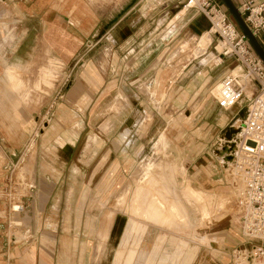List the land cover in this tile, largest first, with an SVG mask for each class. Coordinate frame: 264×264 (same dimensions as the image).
<instances>
[{
    "label": "rangeland",
    "instance_id": "obj_1",
    "mask_svg": "<svg viewBox=\"0 0 264 264\" xmlns=\"http://www.w3.org/2000/svg\"><path fill=\"white\" fill-rule=\"evenodd\" d=\"M218 2L225 10L224 2L222 0H218ZM186 3L187 0H94L97 10L100 11L98 26H103L102 28L106 29L111 26L116 27L104 38L103 43L91 51H88V45L82 48L80 52L82 59L77 65L74 75L85 69L89 61H94L95 66L104 76L103 84L98 88L99 91L107 90L109 86H112L108 89L113 90L111 98L124 95L125 97L117 99V102L129 103L125 118L131 122L140 123L137 132L143 138L137 141L134 140L137 136L134 137L132 144H129L128 152L134 154L135 151H138L136 147L140 148L141 145L144 146V149L139 155L137 154V159H128V171L121 178L123 190L111 192L86 190L88 184L94 182L102 183L104 186L111 182L110 174L93 175L95 161L93 156L98 147L97 140H99V136L104 137L103 132L95 127L93 118L96 116L95 118L102 120L106 111H99L93 117L90 111L81 112L80 116H77L80 122L79 127H73L61 120L56 104L50 107L51 92L61 82V79L57 78L59 64L48 62V66L53 69L52 84H48L49 86L43 84L42 89L36 88V84H34L38 78L26 77L24 75L31 74L20 70L19 74L30 91L29 96L26 95L28 99L24 100V103L28 106L42 105L43 110L40 111L39 108L32 110L28 123H25L24 130L26 132L23 130V133L27 134V128L30 129L29 127L36 124L35 129H30L33 137H36L34 139L31 137V140L26 143L11 144V151L17 150L13 157L8 158L5 153L10 149V144L0 143V218L2 235L6 237L9 234L11 244L28 238L32 232L31 225L35 226L36 231L39 232L37 236L42 233V230L49 229L50 224L46 222L32 224L29 221L26 222L32 218L35 220L37 215L48 217L50 214L62 215L73 211L82 213L83 208H85V212L91 211L92 213L91 208L85 204L88 205L89 202L98 200L97 205L104 206V201L107 200L106 209H109L107 214L111 218H114L115 214L119 212L124 215H122L124 218H126L125 215L128 216L129 224L132 222L130 231L153 232L152 237L146 239L143 245L146 250L147 247H151L157 235L162 231L165 232L169 226H178L177 231L185 230V226L187 230L190 227L192 231L199 230L196 227L197 224L194 223L169 222L175 220L176 217L181 220L187 219L188 215L196 219L202 220L203 218L213 221L205 226L208 236L200 235L201 237L199 236L191 242L192 245L186 244L183 239L179 240L181 246L187 247L185 254L196 253L194 259H199L202 253L205 254L210 248L212 251L214 250L215 245L211 239H214L216 229H219L221 224H223L224 236L228 239L230 236L238 239L237 243L232 245L231 253L224 255L231 264H235L233 250L236 247L255 245V242L248 241L242 233L237 211L239 183L238 179L233 176V164L221 157V153L225 149L222 146H232V144H228L229 139L236 137L237 132L242 131V120L246 117L247 107H242L240 111L222 110L220 112L216 101L219 96L217 88L219 83L217 82L221 71L239 65L241 62L234 56L226 58V56L220 55V52L226 47L223 42L225 38L216 30L214 31L212 22L202 11H198L196 8L191 9L199 12L200 26H184L190 17L189 12H183ZM135 6L140 10L134 9L125 16L126 11ZM139 12L145 14L142 21H139L141 16ZM227 13L237 30L245 34L240 30L241 27L232 14L228 11ZM151 26L159 27V30L154 33L155 40L151 42V38L147 41L148 43L145 42L148 45L140 47L143 44L140 43L142 37L149 39L152 34L149 32L141 34L142 32L139 31H145V28L148 29ZM125 27L128 29L125 30ZM142 28L144 29L142 30ZM205 34L209 37V43L207 48L205 47L206 49L201 46L202 51H200L199 40ZM124 39L127 41L125 42ZM257 39L264 47L262 42L264 39L261 37H257ZM248 43L255 51L249 39ZM104 45H108V48L102 54ZM132 47L135 49L132 54L138 57L137 62L140 61L139 63L127 62ZM156 57H158L157 60H155ZM129 58L131 59V57ZM188 63H190L188 70H191L189 72L191 75L186 81L192 79L193 82L198 83L197 87L193 89L194 94L190 95L182 94L180 87L175 83V79ZM70 68L65 66L63 70L65 72ZM207 75H213L214 79L200 89V85ZM73 82L74 78L72 77H68L64 81L63 93ZM173 83L175 84L172 86ZM31 90L41 91L43 94H30ZM248 92L249 95L252 94L251 91ZM93 93L95 92L93 91ZM98 94L96 96L100 97L101 92ZM111 98L106 100L109 101ZM236 112H238V118L231 125L234 123L236 127L240 128L230 138L226 137V133L230 131L231 125L224 126L222 132L216 133V138L209 143L206 149L198 150L194 141L187 142L188 135L209 133L210 125L215 126L221 123V114L222 120H227L228 118L232 119ZM153 122L154 126L152 127ZM100 129L104 130L103 127ZM72 130L77 131L75 145L67 144L62 147L54 141L55 137L63 136ZM117 131L120 133L122 130ZM162 133L166 137L159 140ZM96 134L97 136H95ZM37 153L44 158L37 159ZM176 157H180L182 160H178ZM210 160L213 165L217 166V169L222 171L225 181L228 179L231 184L228 187L229 190L222 194L223 200L217 199L215 193L200 188L201 186L197 182L190 181L192 176L189 174L197 168L196 164L201 165L204 161ZM41 164L47 166L51 171L54 170L59 182L58 187L48 193L47 201L42 198L39 192L41 182L37 172ZM76 169H78V173L75 172ZM118 185L119 183L116 186ZM82 198L85 199L84 206L71 207L75 200ZM55 201H57V207L53 206ZM15 204L22 206V209L15 211L13 209ZM102 211V208L97 207V215ZM16 220L19 222L16 223ZM153 221L158 222L153 224ZM84 230L87 229L83 228L81 224L79 231ZM48 234L52 236V232ZM168 235L163 245L166 249H161L165 253L168 250L167 246L174 243L173 236L175 234L169 231ZM176 235L179 236V234ZM79 241L81 244L84 241L90 242L91 248L94 245L92 252H95V257L102 253H99L98 248L96 249L97 244L101 242L100 237L96 236L95 240L82 238ZM141 242L142 238H134L129 241V246L127 245L129 264L134 260L136 246ZM117 243V239L111 241L108 253L114 252L113 249L116 248ZM100 249L103 251L104 247L101 246ZM102 255L95 259L99 264ZM184 259L183 256V262ZM157 260L156 264H161V259Z\"/></svg>",
    "mask_w": 264,
    "mask_h": 264
},
{
    "label": "crops",
    "instance_id": "obj_2",
    "mask_svg": "<svg viewBox=\"0 0 264 264\" xmlns=\"http://www.w3.org/2000/svg\"><path fill=\"white\" fill-rule=\"evenodd\" d=\"M233 1L240 7L244 2L249 0ZM253 1L264 2V0ZM224 5L225 4H223V7L225 8ZM184 7L185 9H183V12H189L188 15L190 16L184 26H200L199 22L201 21V16L198 14L199 12L191 10V8L186 5ZM134 9L138 8H136V6L131 7L126 11L125 16ZM139 10L140 8L138 11ZM225 10L229 12L227 7ZM99 12L97 6L94 4V0H0V143L10 144V149L5 151V153L8 158L13 157L17 150L14 149V151H11V144L26 143L33 137L30 129H35V127H37L36 124L29 127L30 129L27 128V134L23 133L24 127L26 126L25 123H28L32 110L38 108L40 111L43 110L42 105L28 106L24 103V100L27 101V96H29L28 93L30 91L29 88L26 87L24 79L19 74L20 70H25L27 73L29 72L31 74L24 75L26 77L38 78L34 84H36V88L42 89L43 84L46 86L52 84L53 69L51 66H48V62H50V64H59V76H57V78L59 77L58 79H61V82L59 83L60 85L57 84V88L51 92L50 107L55 104L57 105L56 109L61 115V120L73 127H79L78 125L80 122L77 117L80 116L79 113L90 111L93 117L95 113L98 114L99 111H106L102 120H100V118H95L96 116L93 118L95 127L102 131V135L104 136H99V140H97L98 147L95 149L93 156L95 159L93 175L110 174L109 180H111V182L106 183L107 185L105 186L102 183L94 182L88 184L86 190L94 192L99 190L111 192L123 190L121 178L122 175L128 171V159H137L136 156L140 154L144 146L141 145L140 148L137 146L136 148L138 151H135L134 154L128 152V148L130 147L129 144H132L134 137L137 136V138L134 139L137 141L143 138V136L137 132L140 123L136 121L131 122L127 120L128 118H125V112L128 109L127 106L129 103L117 102V99L120 100L121 97H125L124 95H117L118 97L114 96L111 98L110 96L113 90L108 89L112 88V86H109L107 90L104 89L99 91L98 88L102 86L104 76H102L100 69L95 66L96 63L94 64V61H89L87 63L88 66L80 71V74L74 75L76 67L80 64L82 59L80 57L82 48L88 45V51H91L93 48L103 43L104 38L116 27L111 26L106 29L105 27L102 28L103 26H98ZM139 14L141 15L139 21H142L145 14L143 12H139ZM127 29L128 28L125 27V30ZM143 29L144 28H142V30ZM157 30H159L158 26H151L148 29L145 28V31H139L142 32L141 34L147 32L152 34L149 39L145 37L141 39L140 37V43H143L140 47L145 46V42L151 38V42L154 41V33ZM138 36L137 38H139ZM124 41L126 42L127 39H124ZM103 48L102 54L105 52L106 48H108V45H104ZM134 50L135 49L132 47L129 52L130 56L127 57V60H129L127 62H132V64H134V62H140H137L138 57L133 56L134 54L132 53H134ZM221 53L222 52H220V55ZM129 57H131V59ZM157 58L158 57H156L155 60H157ZM65 66L71 68L64 72L63 69ZM189 66L190 63L184 67L182 72L175 79V83L180 87L181 93H187L188 95L194 94L193 89L198 85V83L196 84L192 79L186 81L191 75V73L189 74L191 70H188ZM239 66L243 69L241 63L229 67L225 71L223 69L218 77L219 81L217 83H220L227 73L233 72L231 70ZM68 77L74 78V82L68 87L65 93H63V84ZM213 79V75H207L202 85H200V89L207 86ZM57 80L56 82H58ZM175 83H173L172 86ZM93 91L95 93H93ZM99 92H101V96L97 97L96 95ZM32 93L33 95L43 94V92L36 90H31L30 94ZM107 98L111 99L107 101ZM46 103L48 104L47 98ZM242 107H247L245 115L247 117V100H244L242 103L240 102L232 109L219 108L220 112H222V110L240 111ZM237 115L238 112H236V115L233 116L232 119L228 118L227 120H222L221 114V123L215 126L210 125L211 129L209 133L188 135L187 142L192 143L194 141L196 145H199H195L198 150L206 149L209 143L216 138V133L219 131L222 132L224 126L227 127L230 126L232 122H236L238 118ZM246 117H244L242 123L245 121ZM153 126L154 122L152 123V127ZM102 127L104 130L100 129ZM119 129L120 131L122 130L120 133L117 131ZM76 134L77 131L72 130V132H67L63 136L60 135L58 138L55 137L54 141L58 142L62 147L67 144L75 145ZM95 136H97V134ZM130 136H132V138H130ZM35 137L36 136H34L33 139ZM162 137H166V135L162 133L159 140ZM101 143L102 146H100ZM222 147L228 149L226 145ZM221 157L227 160L230 158V155L227 156L224 149L221 153ZM36 158H40L41 160L44 156H39L37 153ZM176 158L182 160L180 157ZM218 159L220 160V157ZM182 164H184L183 161ZM196 166L197 168L189 174L192 176L191 179L189 178L190 181L197 182L201 186L200 188L215 193L217 199L223 200L222 194L229 190L228 187L231 186L230 181L228 179L225 181L224 174L221 170L217 169V166L212 164L211 160L207 162L204 161L201 165L196 164ZM75 172L78 173V169H76ZM37 173L41 182L39 188L40 195L47 201L50 190L56 189L59 185L57 173H55L54 170H49L47 166H43L42 164ZM118 183L119 185L116 186ZM84 201L85 199L83 198L81 200H75V203H73L71 207L84 206ZM97 201L98 200H93V203L89 202L88 205L85 204V206L91 208L90 210H92V213L91 211L85 212V208H83L82 213H78V211L74 213L73 211L72 213L62 215L50 214L48 217L45 215H37L35 220H33V218L27 220L26 222L29 221L30 224L46 222L50 224V227L44 231L42 230V233L37 236L39 232L36 231L35 226L32 227L31 225L32 232L30 236L16 244H11L9 234L6 237L2 235V221L0 218V264H99L95 259H98L101 254L103 255L100 264H129L127 259V245L129 246V241L134 238H142V242L140 245L136 246V254L134 260L130 264H156V261H158L157 259H161V264H182L183 256L185 257L183 264H231L230 260L225 258L224 255L231 253V247L237 243L238 239L232 236H230L231 239H228L224 236L223 224H221L219 229H216L213 236L214 239L209 237L215 245L213 248L214 254H212L213 251L212 248H210L205 254H203V252L199 259H194L196 253L193 255L190 253L185 254L187 247L181 246L179 240L183 239L186 244L192 245L191 242L195 241L194 239H197L200 235H207L205 226L208 223H213V221L204 220L203 218L202 220L199 218L196 219L191 215L186 216L188 220L177 219V217L174 218L175 220H168L169 222L178 224L194 223L197 224L196 227L199 230L192 231L191 227L187 230L185 226V230L177 231L178 226H169L165 232L162 231V233L157 235L151 247H147L146 250L143 248V245L146 239L152 237L153 232L139 230L130 231L129 228L132 222L129 224L127 215H125L126 218H124L122 213L117 212L118 214L116 213L114 218H111V216L107 214L109 210L106 209L107 200L104 201V206H98ZM57 205V201H55L53 206L57 207ZM97 207L102 208L104 213L102 211V213L97 215ZM18 222L19 221L16 220V223ZM155 222L158 221H153V224ZM81 224L82 227L87 230L80 232L79 228ZM48 230L52 232V236L48 234L51 233ZM169 231L175 234L173 236L174 243L173 245L170 244L167 246L168 250L165 253L162 252L161 249H166L163 245L169 236ZM176 234H179V236ZM96 236L101 238V242L97 244L98 247H96V249L98 248L99 253H102L100 256L97 254L95 257V252H92L94 245H92L93 247L91 248L90 242L84 241L83 244H81L79 240L82 238L85 240H95ZM114 239L118 240L116 248L113 249V253H108L109 245ZM101 246L104 247L103 251L100 249Z\"/></svg>",
    "mask_w": 264,
    "mask_h": 264
},
{
    "label": "built area",
    "instance_id": "obj_3",
    "mask_svg": "<svg viewBox=\"0 0 264 264\" xmlns=\"http://www.w3.org/2000/svg\"><path fill=\"white\" fill-rule=\"evenodd\" d=\"M187 5L202 11L213 27H217L216 31L228 40L229 44L221 54L234 56L244 67L239 73L230 72L222 79L217 101L223 109H232L240 102L248 101L240 154L232 160V171L239 183L237 211L242 233L255 245L236 247L233 256L235 264H264V62L251 49L246 35L237 30L218 0H187ZM239 9L254 34L264 39V2L249 0ZM216 17L219 18L214 20Z\"/></svg>",
    "mask_w": 264,
    "mask_h": 264
},
{
    "label": "water",
    "instance_id": "obj_4",
    "mask_svg": "<svg viewBox=\"0 0 264 264\" xmlns=\"http://www.w3.org/2000/svg\"><path fill=\"white\" fill-rule=\"evenodd\" d=\"M229 10V12L232 14V16L236 19L238 25L241 27V29L245 32L246 36L250 40L252 46L254 47L257 55L262 59L264 62V47L261 45L259 40L257 39L256 35L250 28V26L247 24V22L244 19L243 14L241 13L239 7L234 3L233 0H222ZM237 132L233 127L226 133V137L230 138L233 133Z\"/></svg>",
    "mask_w": 264,
    "mask_h": 264
},
{
    "label": "bare ground",
    "instance_id": "obj_5",
    "mask_svg": "<svg viewBox=\"0 0 264 264\" xmlns=\"http://www.w3.org/2000/svg\"><path fill=\"white\" fill-rule=\"evenodd\" d=\"M187 7H189V5H187ZM187 7H186V8H187ZM187 9H188V8H187ZM218 18H219V17H216V18H214V20H217ZM213 29H214V31L216 30L215 27H213ZM209 36H210V35H209ZM200 38H201V39L199 40V44H198V46H199L200 51H202V47H203V48H205V47L207 48V45H208V43H209V37L207 36V34H205L203 37H200ZM223 42L225 43V46H227V45L229 44V42H228L227 39L223 40ZM204 43H205V44H204ZM201 46H202V47H201ZM206 48H205V49H206ZM240 69H241V67H237V68H235V69L233 70V73H239ZM221 81H222V80H221ZM221 81H220V83L218 84V87H217V88H218V91L220 90V84H221ZM248 91H251V90L249 89ZM232 127H233L236 131H239L238 129H239L240 127H236L235 124H234ZM237 134H238V135H236V137L234 136L233 138L229 139L228 144H232V146H227L228 149L225 148V151H226V153H227V156L230 155V158L227 159V160H225V161H227V162H229V163H231V164H233L232 160H233L234 156L240 154V153H239V144H240V139H241L242 132H237ZM13 209H14L15 211H19V210L22 209V206H20V205H18V204H15V205H13Z\"/></svg>",
    "mask_w": 264,
    "mask_h": 264
},
{
    "label": "trees",
    "instance_id": "obj_6",
    "mask_svg": "<svg viewBox=\"0 0 264 264\" xmlns=\"http://www.w3.org/2000/svg\"><path fill=\"white\" fill-rule=\"evenodd\" d=\"M241 31H243L241 28H240Z\"/></svg>",
    "mask_w": 264,
    "mask_h": 264
}]
</instances>
